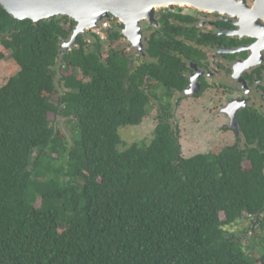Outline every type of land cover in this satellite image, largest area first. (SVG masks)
<instances>
[{
	"label": "trees",
	"instance_id": "16d2710c",
	"mask_svg": "<svg viewBox=\"0 0 264 264\" xmlns=\"http://www.w3.org/2000/svg\"><path fill=\"white\" fill-rule=\"evenodd\" d=\"M75 26L0 5L1 45L19 66L0 88V264H264V235L250 253L227 230L243 218L264 229V119L242 121L244 149L185 157L172 105L184 59L153 39L151 60L132 68L116 25L107 50L80 34L63 54ZM153 106L152 139L127 147L119 129Z\"/></svg>",
	"mask_w": 264,
	"mask_h": 264
},
{
	"label": "flooded vegetation",
	"instance_id": "af4514ba",
	"mask_svg": "<svg viewBox=\"0 0 264 264\" xmlns=\"http://www.w3.org/2000/svg\"><path fill=\"white\" fill-rule=\"evenodd\" d=\"M256 1L223 0L213 9L179 4L158 8L154 22L141 21L142 52L123 38L141 63L151 60L147 53L150 41L169 42L167 49L184 59L187 81L173 98L177 97L178 103L181 98L201 99L205 95L204 110L219 120L224 135L233 134L234 142L227 146L242 149L247 147L242 121L264 119V14L256 8ZM109 20H117L116 26L124 29L123 22L113 15L101 24ZM194 81L199 91L189 94Z\"/></svg>",
	"mask_w": 264,
	"mask_h": 264
},
{
	"label": "rangeland",
	"instance_id": "374dc122",
	"mask_svg": "<svg viewBox=\"0 0 264 264\" xmlns=\"http://www.w3.org/2000/svg\"><path fill=\"white\" fill-rule=\"evenodd\" d=\"M116 23L117 20H109V22L103 24L100 23L96 29L88 31L86 35L90 39L92 33L100 35L103 41H105L103 45L107 50L109 44L106 43L107 34L105 33V29L115 26ZM104 25H106L107 28H105L106 26ZM114 47L120 48L125 54L129 55L131 59H134V62H131L132 68L141 63L142 59L137 58L138 54L133 49L130 50L129 45L123 39L115 43ZM1 52L5 53V58L0 61V88L19 71V66L12 60L11 56H9L8 51L4 50L0 41V53ZM163 92V89H157L159 95H163ZM204 96L201 99L190 98L185 100L180 97L181 101L178 103L177 97L172 99L173 117L176 127L180 128V141L182 144L183 155L185 157H191L198 153L219 152L222 148L231 145L234 142L233 134L228 133L227 135H224L220 129L219 120L215 118L212 119V116H209V112L204 110V106L206 105L204 104V101L206 100ZM53 100L54 102H57L58 95H55ZM153 105H157L156 100L153 101ZM155 106L151 107L149 115L141 125L124 126L119 129L122 140L126 142L127 147L131 146L133 142H150L153 137V131L158 123L157 115L159 111ZM50 118L52 119L55 128L60 130L70 140L71 131L66 124L67 119L61 116H55L53 113L50 114ZM246 165H248V163H246ZM251 225L252 220L250 218H243L235 225L227 227V230L230 233H234L244 244L250 245V253L258 252L261 248V238L264 235L263 228L256 227V230L253 231L250 229ZM253 233L259 234L260 238L258 237L257 239H254Z\"/></svg>",
	"mask_w": 264,
	"mask_h": 264
},
{
	"label": "water",
	"instance_id": "95a60500",
	"mask_svg": "<svg viewBox=\"0 0 264 264\" xmlns=\"http://www.w3.org/2000/svg\"><path fill=\"white\" fill-rule=\"evenodd\" d=\"M223 0H0V5L18 20L31 19L38 22L54 16H68L76 21L70 39L63 42L65 54L71 49L80 34L96 29L109 15L124 24L123 34L140 52L144 49L141 21H155L158 8L172 7L174 4L194 5L204 9L217 8ZM256 8L264 14V0L256 1ZM199 91L195 81L189 94ZM233 122L237 123L232 116ZM233 123L232 126H235Z\"/></svg>",
	"mask_w": 264,
	"mask_h": 264
},
{
	"label": "built area",
	"instance_id": "2783aa9c",
	"mask_svg": "<svg viewBox=\"0 0 264 264\" xmlns=\"http://www.w3.org/2000/svg\"><path fill=\"white\" fill-rule=\"evenodd\" d=\"M104 26H106V25H104ZM105 28H107V26Z\"/></svg>",
	"mask_w": 264,
	"mask_h": 264
}]
</instances>
